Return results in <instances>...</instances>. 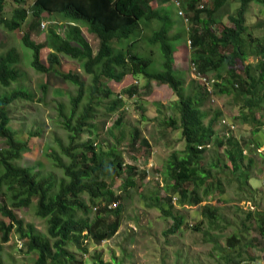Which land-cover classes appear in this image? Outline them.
<instances>
[{"label": "trees", "instance_id": "1", "mask_svg": "<svg viewBox=\"0 0 264 264\" xmlns=\"http://www.w3.org/2000/svg\"><path fill=\"white\" fill-rule=\"evenodd\" d=\"M153 1H168V6L156 8L152 6ZM226 1L212 0L211 4H206V0L182 1L185 13H192L187 17L186 31L191 49L190 63L204 77L211 73L217 76L220 83H214V92L232 94L235 99L243 100L239 107V120L256 127L254 135L264 125L254 116V112L264 104V43L254 41L256 39L248 32L245 15L250 4L264 8V0H235L238 7L233 15L228 16L229 25L223 26L218 14ZM6 2L0 0V26L5 31L20 30L27 16L30 14L32 17L21 40L23 46L31 51L33 70L40 74L56 72L58 56L65 55L76 61L90 77L91 87L87 104L79 110L86 95L84 83L77 75L59 73L77 87L76 95L70 98L68 115H64L61 105L58 107L62 127L68 133V145L61 149L68 163L64 165L54 159L63 173L59 180L51 174L41 176L32 168L16 165L23 154L30 152V147L27 142L16 141L15 133L9 129L10 110L18 101L31 100L33 94L21 86L8 90L22 76L17 68L20 56L14 49L0 54V139L5 145L0 149V197L4 202L0 204V215L9 221L8 224L0 222V264H3V246L12 232L25 245L27 255L35 254L31 264H84L83 259H78L75 254L87 253L85 242L91 240L99 244L116 234L122 206L117 204L115 208H109L116 202V194L105 182L108 179L113 184L117 178H124L123 191H126L136 186L137 170L134 166L124 167L121 156L114 149L102 151L92 140L79 141L85 132L94 128L92 122L96 112L93 102L99 105L98 95L108 99L112 93L106 89V84L109 81L119 83L127 75L166 85L177 99L174 111L178 118L163 119L167 129L180 131L184 142L183 151L172 153L165 167L168 191L178 194L182 200L188 197L195 205L201 201L198 197L200 187L204 186L205 195L212 193L213 181H208L210 173L204 172L201 164L205 151L212 145L224 148L230 173H237L241 184L246 185L249 177L243 165L245 159L247 162L250 159L246 158L244 149L251 144L249 139L241 141L226 135L217 136L215 123L221 113L216 112L205 124L206 114L201 109L209 94L204 87L203 90L186 93L183 79L176 74L173 42L178 41L181 35L171 34L175 22L169 13L170 0H15L16 7L11 17L4 18ZM44 13L61 16L67 27L58 33L56 25L50 26L45 40L36 43L30 36L41 25ZM153 25L157 27L152 28ZM82 28L96 39L95 52L82 34ZM252 48H255L253 54L258 61L255 65L245 64L253 52ZM45 49L48 50L45 56L47 66L42 63V51ZM225 50L229 51L225 53ZM237 64L238 70L230 69ZM226 68L230 70L228 76L223 77L221 70ZM129 89L127 94L133 96L135 87ZM119 97L115 95V100L107 105L109 113L124 106ZM121 120V117L116 119V127L121 125ZM138 137V132L132 134L128 144L131 149H134ZM259 146L257 144L256 148ZM261 156L264 159V153ZM138 176L145 179V173ZM214 182L219 186L218 179ZM83 195H86L87 202L82 199ZM164 200L171 201L169 197ZM155 201V207L159 208L160 199ZM33 203L36 216L47 222L45 235L38 234L32 225L24 226L14 213V210L29 208ZM93 209L98 211L90 218ZM161 210L173 220L165 234L177 233L185 224L183 219L171 215L168 210ZM202 213L210 224H214L216 211L211 206L202 207ZM248 218L256 222L255 231L264 243V211L250 212ZM252 241L256 246L257 240L253 238ZM227 244L236 252L253 246L246 244L240 234L231 235ZM247 260L253 261L254 257ZM93 264L121 262L112 260L104 263L95 254Z\"/></svg>", "mask_w": 264, "mask_h": 264}, {"label": "rangeland", "instance_id": "2", "mask_svg": "<svg viewBox=\"0 0 264 264\" xmlns=\"http://www.w3.org/2000/svg\"><path fill=\"white\" fill-rule=\"evenodd\" d=\"M206 2L211 4L212 0ZM159 5L167 7L168 1L152 2L153 7L159 8ZM196 6L200 8L199 5ZM15 7V0H7L2 16L10 18ZM172 7L174 6L170 3L169 13L175 22L171 34L181 35L178 41L173 42L174 69L177 76L183 79L186 93L203 90L190 63L191 49L186 32L188 25L181 19L191 17L192 13H185L182 6L181 9ZM237 7L235 0H227L220 9L218 19H221L223 26L229 25L228 16L233 15ZM179 10L183 12L181 17L178 15ZM245 17L248 32L256 39L254 41L264 43V8L250 4ZM31 18L29 14L25 24L15 32H7L0 26V54L14 49L20 56L17 68L22 76L8 90L21 86L33 94L31 100H21L12 106L9 129L15 133L16 141L27 142L30 147V152L23 154L16 165L32 168L41 176L51 174L59 180L63 173L54 159L64 165L68 163V159L61 153V149L68 145V133L62 127L58 107L61 105L64 115H68L70 98L76 95L77 90L75 85L64 80L59 73L77 75L84 83L86 95L79 105V110L88 102L91 79L76 61L65 55L58 56L59 65L56 66V72L40 74L33 70L31 51L23 46L21 40ZM54 25L58 33H62L63 28L67 27L64 26L61 16H49L44 13L41 25L30 36L31 40L36 43L43 42L46 31ZM217 29L219 30L220 26ZM82 34L95 52L97 41L94 36L85 28H82ZM254 49L252 48L253 52L247 57L245 64L257 63ZM228 51L225 50V53ZM47 54V49L42 51V63L46 66ZM230 69L238 70L239 66L237 64ZM230 69H222V76L227 77ZM208 77L211 79L212 86L209 90H212V95L202 102L201 109L206 114L204 123L207 124L216 112H220L215 123L217 136L226 135L227 129L221 124V121L225 120L234 126L228 136L241 141L249 139L251 144L248 149H244L246 158L250 159V162L245 159L243 165L249 177L246 185L241 184L237 173H230L231 168L224 157V148L218 149L212 145L205 151L201 161L202 170L210 173L208 181H213L212 193L205 195L204 186L200 187L198 197L201 201L199 205H195L190 203L188 197L182 200L178 194L168 191L166 186L169 180L165 176L167 161L172 153L180 154L184 149L180 131L167 129L163 120L171 116L178 118L174 111L176 97L168 86L141 77L132 78L127 75L119 83L109 81L106 89L112 95L103 99L99 94V105L93 102L96 112L92 122L94 128L85 132L79 142L89 139L97 144V147L100 146L102 151L114 149L121 156L124 167L134 166L137 170L136 186L123 191L124 178H117L113 184L106 179L105 183L116 194L114 203L122 206L119 213L120 227L114 236L99 244L91 240L85 242L87 253L75 254L78 259H83L84 264H93L95 254L99 255L104 263L113 260L121 264H264V243L255 231L256 222L248 218L250 212L264 211V159L261 156L264 153V125L252 135L256 127L243 124L239 120V107L243 100L235 99L232 94L220 95L214 92V83H220V80L214 73ZM131 87L136 89L133 96L126 92ZM115 95L121 96L119 98L125 104L118 107L114 113H109L106 107L115 100ZM254 116L264 123V104L254 112ZM119 117L122 122L116 127L115 122ZM135 132L139 133V137L134 149H131L128 144ZM257 144L260 145L259 148H256ZM4 146L0 139V149ZM222 164L224 166L217 167ZM139 173H145V179L142 180L138 176ZM216 179L220 182L219 186L215 185ZM166 197L171 201H165ZM156 198L160 199L159 208L155 207ZM82 199L87 202L86 195H83ZM2 203L4 202L0 197V204ZM204 206H211L216 211L214 224H210L208 217L203 215ZM161 209L183 219L185 224L177 233L165 234L173 220L171 216L163 214ZM97 211L93 209L90 218H93ZM14 213L23 221L24 226L32 225L38 234H46L47 222L36 216L34 203L29 208L14 210ZM1 221L9 223L0 215ZM237 234L243 237L246 244H253L252 248L244 247L241 252L229 249L227 239ZM253 238L257 240V247L256 242L252 241ZM25 251L23 242L12 232L3 246V264H31L36 256L27 255ZM249 257H254V260H247Z\"/></svg>", "mask_w": 264, "mask_h": 264}, {"label": "built area", "instance_id": "3", "mask_svg": "<svg viewBox=\"0 0 264 264\" xmlns=\"http://www.w3.org/2000/svg\"><path fill=\"white\" fill-rule=\"evenodd\" d=\"M182 1L183 0H170L171 4L174 6L173 8H176V9H181ZM178 15L180 17L183 16V12L181 10H179V14ZM181 19L183 20V22L185 23V25H188L189 21H188V18L187 17H186V19H184L183 17H181ZM42 28H43V26H42ZM192 70H193L194 75H196L198 77V79L200 81V84L204 87V89L206 90V92L209 95H212V90H209V87L211 88V86H212V84L210 83L211 82L210 81L211 79H207V77H204L200 73H198V71H197V69H196V67L194 65L192 66ZM221 124L224 127H226V129H227L226 136H228V133L229 132H231L232 130H234L233 124L230 123V122H228V121L226 122L225 120H223V121H221ZM116 206H117V203H114V204L110 205L109 208L112 209V208H115Z\"/></svg>", "mask_w": 264, "mask_h": 264}, {"label": "crops", "instance_id": "4", "mask_svg": "<svg viewBox=\"0 0 264 264\" xmlns=\"http://www.w3.org/2000/svg\"><path fill=\"white\" fill-rule=\"evenodd\" d=\"M172 9H173V7H172Z\"/></svg>", "mask_w": 264, "mask_h": 264}]
</instances>
